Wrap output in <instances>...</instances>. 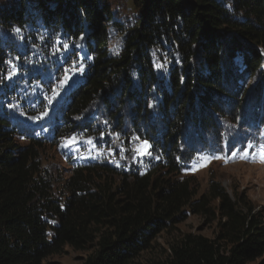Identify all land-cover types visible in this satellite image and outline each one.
Wrapping results in <instances>:
<instances>
[{
    "label": "trees",
    "instance_id": "1",
    "mask_svg": "<svg viewBox=\"0 0 264 264\" xmlns=\"http://www.w3.org/2000/svg\"><path fill=\"white\" fill-rule=\"evenodd\" d=\"M63 67L76 80L52 136L20 133ZM256 109L264 128V0H0V264L87 245L84 264H136L192 213L218 218L220 235H187L160 264L261 258L264 224L245 197L212 181L196 199L181 177L197 147ZM93 110L100 121L81 123ZM81 132L147 141L157 160L131 173L74 166L58 196L42 152Z\"/></svg>",
    "mask_w": 264,
    "mask_h": 264
},
{
    "label": "rangeland",
    "instance_id": "2",
    "mask_svg": "<svg viewBox=\"0 0 264 264\" xmlns=\"http://www.w3.org/2000/svg\"><path fill=\"white\" fill-rule=\"evenodd\" d=\"M83 38L76 46L80 51L83 49ZM239 60L238 58L237 61ZM61 72L65 75L64 79L60 82L53 79L56 82L55 91L53 89L52 96L48 99L43 98L48 101L49 108L40 110L39 115L31 120H20V133L28 132L30 136L36 137L52 136L60 122L62 108L66 104L65 98L76 80L71 77L74 73L72 69L63 67ZM253 85V80H248L245 86L249 88ZM257 112L260 111L256 109L254 114H247L235 123L225 124V133L218 141H207L206 145L197 147L194 159L186 164L181 177L192 178L197 192L196 199L208 192L212 181L221 184L233 200L235 196L243 195L245 203L254 208V213L259 215L264 224V128L258 122L260 113ZM86 117L81 123L86 124L87 120L100 121L98 110L91 111ZM106 133L100 137L77 133L62 141L57 148L49 147L46 152H42V160L53 176V187L58 196L63 194L61 186L71 177L74 166L104 162L131 173L135 169L146 170L150 160H157L149 143L137 140L125 145L112 133ZM17 143L22 147L28 144L22 139H18ZM57 171L61 172V176L56 174ZM217 206L218 201L213 202L212 207L216 209ZM187 235L216 240L220 235L218 218L194 213L188 215L184 221L162 232L152 243L150 251L143 254L136 264L166 262L171 255L172 246ZM93 250V245H87L81 250L65 247L61 253L45 258L40 264H84ZM251 264H264V255Z\"/></svg>",
    "mask_w": 264,
    "mask_h": 264
},
{
    "label": "snow or ice",
    "instance_id": "3",
    "mask_svg": "<svg viewBox=\"0 0 264 264\" xmlns=\"http://www.w3.org/2000/svg\"><path fill=\"white\" fill-rule=\"evenodd\" d=\"M15 31H17V32H19L20 31V29H16ZM155 67H157L158 69H161L162 68V65H155ZM15 73H12V74H10V77L9 78H11V75H14ZM103 135V134H102ZM90 142V141H89ZM145 143H147V141H145Z\"/></svg>",
    "mask_w": 264,
    "mask_h": 264
}]
</instances>
